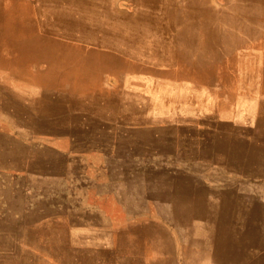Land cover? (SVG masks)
<instances>
[{
    "label": "rangeland",
    "instance_id": "374dc122",
    "mask_svg": "<svg viewBox=\"0 0 264 264\" xmlns=\"http://www.w3.org/2000/svg\"><path fill=\"white\" fill-rule=\"evenodd\" d=\"M22 1L21 30L37 0ZM208 1L243 22L223 33L264 41V0ZM107 2L118 16L138 7ZM5 35L0 264H264V73L234 59L156 77L74 56L51 66Z\"/></svg>",
    "mask_w": 264,
    "mask_h": 264
},
{
    "label": "bare ground",
    "instance_id": "6f19581e",
    "mask_svg": "<svg viewBox=\"0 0 264 264\" xmlns=\"http://www.w3.org/2000/svg\"><path fill=\"white\" fill-rule=\"evenodd\" d=\"M92 1L101 2L100 9L105 12L100 15L97 5L86 8V0H37L33 6L36 20L22 26L28 35H18L15 39L17 55L27 48L33 55L48 58L51 66L61 58L74 56L89 69L135 66L139 72H153L152 77L164 74L168 66L207 75L230 65L233 59L234 63L241 66L251 64L256 71L264 73L261 35L223 33L221 28L227 21L233 25L243 22L208 0H134L138 4L136 10L120 16L107 10L108 0ZM2 3L0 0V39L7 33H21L18 16L23 9L26 11L22 0H14L7 7ZM238 7L241 16L252 13L248 7L239 4L234 6L236 11ZM90 24L98 29L93 30ZM44 27L48 32L55 29L63 35H45L39 29ZM82 30L88 35H78ZM237 48L239 53L234 52ZM122 56H129L130 60H122ZM15 62L18 65L23 63L20 58ZM174 76L180 77L175 71ZM245 79L240 76L242 83ZM262 80L264 82V76ZM241 85L240 88L244 89Z\"/></svg>",
    "mask_w": 264,
    "mask_h": 264
},
{
    "label": "crops",
    "instance_id": "0c3cea01",
    "mask_svg": "<svg viewBox=\"0 0 264 264\" xmlns=\"http://www.w3.org/2000/svg\"><path fill=\"white\" fill-rule=\"evenodd\" d=\"M24 12V11H23ZM23 14V13H22ZM21 16V15H20ZM19 17V16H18ZM11 35V34H10ZM13 35H19V33H15V34H13ZM28 35V34H27Z\"/></svg>",
    "mask_w": 264,
    "mask_h": 264
}]
</instances>
